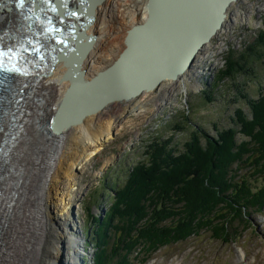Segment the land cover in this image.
Here are the masks:
<instances>
[{"label":"bare ground","instance_id":"6f19581e","mask_svg":"<svg viewBox=\"0 0 264 264\" xmlns=\"http://www.w3.org/2000/svg\"><path fill=\"white\" fill-rule=\"evenodd\" d=\"M130 1L0 0V60L32 74L23 77L24 82L15 81L8 97L0 99V264H82L85 237L76 231L75 225L57 222L51 215L56 190L64 177L75 176L77 166L112 138L114 117L119 112H127L135 105V110H143V102L137 97L144 90L106 103L97 112L86 114L79 123L58 130L55 124H60L64 107L69 117L85 114L113 88L108 71L128 48L130 30L151 18V0L142 6V22ZM194 1L155 0L153 21L136 37L132 53L117 65L128 92L156 78L163 61L170 68L175 66L180 48L168 43V37L172 35V25L176 26L181 17L179 5L189 6ZM79 2H83L82 8H76ZM117 9L124 19L131 16L129 22H120L119 27L112 24ZM231 9L232 5L222 30L218 29L212 39L229 29L241 15L234 11L228 17ZM212 12L201 18L205 24L214 15ZM182 27L185 34L187 28ZM116 29L125 32L117 56L115 46L122 36L114 34ZM78 31L79 38L85 33L91 39L81 44ZM150 43L153 46L147 48ZM79 48L83 54L74 58ZM153 51L155 55L151 54ZM63 53L73 61L59 59ZM111 59L113 64H109ZM192 65L193 62L190 68ZM174 90L173 86L164 93L156 106L161 108ZM18 92L26 101L22 109L11 113L3 101L14 99ZM42 112L54 114L51 123L36 119ZM66 210L67 206L63 211Z\"/></svg>","mask_w":264,"mask_h":264},{"label":"rangeland","instance_id":"374dc122","mask_svg":"<svg viewBox=\"0 0 264 264\" xmlns=\"http://www.w3.org/2000/svg\"><path fill=\"white\" fill-rule=\"evenodd\" d=\"M145 2L130 1L131 8L139 13V22ZM231 10L228 17L234 11L241 15L229 29L206 44L194 57L192 67L176 80L166 79L156 88L144 90L137 97L143 102L142 111L135 110V105L127 112H119L114 117L112 138L77 166L75 176L64 177L58 185L51 215L57 222L75 225L85 237L82 257L85 264H94L99 248L95 235L98 223L107 219L117 194H125L122 198L142 195L155 182L169 177L172 181L183 179L187 172H197L203 186L211 188L212 170L222 175L229 167L232 153H238L232 148L221 151L224 144L232 142L229 136L221 137L224 130L234 132L236 141L244 146L243 142H250L239 134L244 122L249 133L252 130L264 140V0H237ZM117 11L112 19L116 27L131 20V16L124 19ZM114 34L122 36L115 46L117 56L125 32L116 29ZM113 62L111 59L109 64ZM173 86L175 90L168 101L161 108L156 106ZM39 116L38 121L51 123L54 114L42 112ZM226 157L230 159L224 160ZM174 161L183 163L178 166ZM195 162L201 168L193 169ZM261 180L262 177L254 180V186ZM162 186L152 187L148 195L158 193ZM98 193L102 197L92 206L98 223L91 225L84 207L90 204V196ZM65 206L67 210L63 211ZM249 219L250 223H243L241 219L230 222V216L227 218L226 236L230 241L217 240L212 231L204 229L198 235L158 250L147 248L146 252L153 254L145 263L137 259L141 256L132 254L118 264H264V211L252 213Z\"/></svg>","mask_w":264,"mask_h":264},{"label":"trees","instance_id":"16d2710c","mask_svg":"<svg viewBox=\"0 0 264 264\" xmlns=\"http://www.w3.org/2000/svg\"><path fill=\"white\" fill-rule=\"evenodd\" d=\"M246 125L241 122L244 129L239 132L250 141L243 142L244 146L239 143L240 141H236L234 132L228 130L222 132L221 137L224 139L229 136L232 142L224 144L221 151L232 148L238 153H232V159L228 157L224 159L230 160L229 167L222 175H216L215 170H212L214 179H210L211 188L203 186L201 179L197 178V172H187L183 179L179 177L173 181L169 177L172 183L166 182L169 178L162 182H153L154 184L146 189V194L136 196L131 194L132 197L128 195L127 198H124L123 193L117 194L111 203L107 219L105 222L99 220V223L92 206L99 202L102 196L101 193L90 196V204L84 209L89 214L91 225L92 222L94 225L98 223L95 235L100 242L94 264H118L127 261L132 254L141 256L137 259L145 263L153 254L146 252L148 249L158 250L205 230L212 231L217 240L230 241L231 238L226 236L225 224L229 216L230 222L241 219L243 223H250L249 217L252 213L261 214L264 211V140L259 139L260 135L252 133V130L249 133ZM173 163H179L180 166L183 162ZM193 164V169L201 168L198 162ZM217 168L218 166L215 169ZM244 168H248L247 171L240 174ZM261 177L259 185L254 186L253 181ZM163 182L166 185L162 186ZM160 185L162 189L159 188L158 193L155 191L154 195H148L152 187H161ZM180 197V200H174ZM174 220H177L175 224ZM147 232L149 234H145ZM230 233L233 235L231 231Z\"/></svg>","mask_w":264,"mask_h":264},{"label":"water","instance_id":"95a60500","mask_svg":"<svg viewBox=\"0 0 264 264\" xmlns=\"http://www.w3.org/2000/svg\"><path fill=\"white\" fill-rule=\"evenodd\" d=\"M236 1L237 0H195L189 6H186L184 3L183 5L180 4L178 7L180 9L178 16H181L180 17L181 19L179 18L176 26L172 25V28H171L172 35L171 36L169 35L168 37L169 38L168 43H170L172 46L176 48H180L177 52L176 62L174 64L175 66H172V68H170L169 66H167L168 63L163 61L161 72L156 78H154L153 80H146L145 82L141 83L139 87H137L135 90L128 92L127 89L125 88V85L123 84L122 78L119 77V74H118L119 69L117 65L125 61V58L132 53V50L134 48L133 46H135L134 44H135L136 37H139L140 33H144L147 27L153 21L155 0H151L149 4V7L151 9V18L143 24L133 26V28L130 30L129 35L127 37L128 48L124 51V53L118 59V62H116V64L113 65L111 69L108 71V74L111 77V80L113 83V88L110 91L106 92L104 96H102L99 104H93L89 109H87V112L85 114H82V115L75 114L69 117V115L67 114L68 112L67 108L64 107L62 111V116L60 117V124L56 123L55 129L58 130V127L59 129H62L64 126L79 123L80 121H82L83 117L86 114L97 112L98 110H100V108H102L106 103L110 101L122 99L127 96L137 95L142 90L154 89L162 82L163 79L165 80L168 78L178 79L182 74H184L190 68L197 52L204 45H206L212 39V36L218 31V29L221 28V26L223 25L224 19L226 17L227 10ZM83 6H84L83 2L82 3L79 2V4L76 5V8L78 7L82 8ZM65 11H67V9H65L64 12ZM208 11L210 12L213 11L212 14L214 15L205 24V20L203 19L201 20V18L205 16V13H207ZM184 13L186 14L183 15ZM183 25H185L187 28V32L185 34H182ZM77 33H78L77 38H79L78 35L80 36L81 32L78 31ZM82 35L83 36L80 37L82 38L81 44H83L84 40L91 39L90 37L85 35V33ZM149 46H153V44L150 43V45H147V48ZM82 54L83 52L79 48L78 52L74 55V58H78ZM151 54L155 55L154 51ZM58 58L67 59L69 60L70 63H71V60L73 61L74 59L70 57V55L67 56L64 53L59 54ZM0 61H2V64L8 63L7 60H0ZM20 69L26 75L32 76V74L29 71L25 70V68L20 67ZM116 73L118 76L116 75ZM73 75L74 73L71 72L69 77L72 78ZM102 75L103 74L99 76H102ZM71 92H73V89ZM76 231L78 232V230ZM81 263L85 264L82 257H81ZM62 264H64V261H62Z\"/></svg>","mask_w":264,"mask_h":264}]
</instances>
